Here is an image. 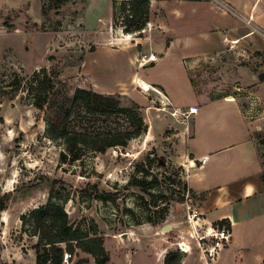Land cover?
Instances as JSON below:
<instances>
[{
  "label": "rangeland",
  "instance_id": "374dc122",
  "mask_svg": "<svg viewBox=\"0 0 264 264\" xmlns=\"http://www.w3.org/2000/svg\"><path fill=\"white\" fill-rule=\"evenodd\" d=\"M158 1L149 3L144 32L127 37L130 33L120 28V10L115 0H0V191L9 197L6 209L0 214V264L35 263L37 237L32 235L29 225L22 226L21 218L48 201L63 207L70 224L103 239L109 255L107 264H155L153 250L169 244L172 246L167 254L178 253L183 260L185 254L176 243L188 238L189 230L185 222L189 169L184 138L178 130L184 119L172 117L170 109L162 110L164 107L159 103L165 98L152 91L143 92L136 82L131 88L136 87L147 99V106L141 107L131 101L127 86L122 98L113 97L119 99L122 109L130 110L134 120L138 116L143 119L146 132L129 141L126 147L109 148L104 154L88 152L80 161L63 164L59 158L63 147L47 137L45 113L28 105L23 92L10 93L5 88L13 74L31 75L34 70L45 68L58 76L62 91L72 96L76 88L84 89L88 82L80 65L95 47L118 49L121 45H133L140 61L159 40L152 35L158 30L151 23L152 17L161 15ZM162 49L159 44L153 52L160 56ZM167 62L164 59L151 69L147 66L139 74L168 84L175 97L185 103L182 74L172 61ZM245 64L264 81V54L251 56ZM197 77L194 86L201 91L210 90L212 66L205 65ZM133 97L142 102L138 95ZM98 119L96 123L105 129L124 130L129 125L126 116L117 112ZM87 123L88 127L93 126L92 117H87ZM256 140L264 180V124ZM151 176L158 179L157 190L174 194L167 215L154 228L149 227L145 218L160 211L165 202L158 201L157 207L152 204L149 207L137 198L148 200V197L127 185L133 178L149 180ZM91 185H96L100 192L117 193L116 202L91 199ZM128 209L133 216L127 213ZM171 209L170 222L177 228L163 232V227L170 224L166 220ZM191 245V253L201 254ZM193 257L189 256L185 264H204ZM62 264H94V259L76 250Z\"/></svg>",
  "mask_w": 264,
  "mask_h": 264
},
{
  "label": "crops",
  "instance_id": "0c3cea01",
  "mask_svg": "<svg viewBox=\"0 0 264 264\" xmlns=\"http://www.w3.org/2000/svg\"><path fill=\"white\" fill-rule=\"evenodd\" d=\"M156 3L161 15L152 17L151 23L158 30L152 35L159 42L150 47L148 54H155L153 48L159 44L163 49L160 56L155 54L157 60L149 68L164 59L167 63L172 61L182 74L187 102L179 101L168 84L139 74L146 67H138L139 53L133 45H121L118 49L95 47L87 53L80 65L88 78L82 88L122 98L124 88L141 81L164 96L165 101L159 104H166L170 112L197 107V114L184 119L183 126L178 128L184 138L189 169L187 190L196 198L201 215L198 225L202 229L224 221L231 231L227 247L209 264H262L264 182L256 136L264 124V81L245 62L264 51V0ZM205 65L212 66V80L210 90L201 91L194 83ZM130 88L131 101L146 107L147 99L136 87ZM204 158L206 161L201 164ZM172 214L171 209L166 220L171 231L177 228L170 222ZM184 240L191 248V243L197 248L194 241ZM171 246L160 245L159 250H153L155 264H164ZM189 256L204 263L202 255L196 252L186 254L180 264H185Z\"/></svg>",
  "mask_w": 264,
  "mask_h": 264
},
{
  "label": "trees",
  "instance_id": "16d2710c",
  "mask_svg": "<svg viewBox=\"0 0 264 264\" xmlns=\"http://www.w3.org/2000/svg\"><path fill=\"white\" fill-rule=\"evenodd\" d=\"M117 4L126 32H139L148 23V0ZM12 77V81L5 88H8L10 93L23 92L28 105L45 113L47 137L63 147L59 155L63 164L80 161L88 152L104 154L109 148L126 147L129 141L146 132L147 127L143 119L138 116L134 120L130 110L120 107L119 99L80 88H76L73 95L68 96L62 91L58 76L45 68L34 70L31 75L13 74ZM259 79L263 81L261 77ZM1 91L4 92V87ZM110 112L124 114L129 121L128 128L119 130L100 127L96 123L99 121L98 117ZM88 116L94 121L92 127H88ZM142 172L147 176V172ZM127 185L134 186L144 193L148 200L144 197L137 198L149 207L151 204L157 207L158 201L165 202L160 211L146 216V223L153 226L164 220L170 202L174 200L172 191L167 193L157 190L159 185L156 176H151L149 180L144 177L133 178ZM90 188L93 191L91 199L111 203L117 200V193L100 192L96 185H91ZM8 200V195L0 191V214L6 209ZM145 210L149 212L147 207ZM127 213L133 216L130 209ZM21 220L22 226L29 225L32 235L37 237L34 264H62L63 253L69 252L71 257L76 250L90 255L94 264H107L109 261L103 239L90 236L87 230L70 224L67 213L58 203L48 201L45 205L31 210L28 215L22 216ZM163 263L180 264L181 256L178 253L167 254Z\"/></svg>",
  "mask_w": 264,
  "mask_h": 264
},
{
  "label": "built area",
  "instance_id": "2783aa9c",
  "mask_svg": "<svg viewBox=\"0 0 264 264\" xmlns=\"http://www.w3.org/2000/svg\"><path fill=\"white\" fill-rule=\"evenodd\" d=\"M132 0H115V2H129ZM149 3L152 0H148ZM249 24V23H248ZM120 28L122 30H125L126 26L124 25L122 18L119 21ZM148 25V23H146ZM144 32V28L140 30L139 32L135 33H130L127 34V36H131L134 34H139ZM132 37V36H131ZM121 39H124V37H121ZM121 39H118L119 41ZM157 60V56L155 54H148L147 56H143L141 60L138 62V67L139 68H145L153 63H155ZM153 92V91H152ZM164 98V96H162ZM255 100V99H254ZM168 109V106L164 104L162 108ZM198 112V108L193 106L189 107L186 111H182L180 109H175L172 112H170V115L174 118H183L187 119L190 116L196 115ZM206 159H201L200 163L203 164L205 163ZM185 209H186V215H185V222L189 228L187 231V236L189 240L195 241L197 248L200 250L203 261L205 264H209L219 253L220 251L224 250L228 243L230 242L231 239V231H230V225L224 221H220L218 223H215L209 228L202 229L198 225V221L200 220V213L197 208V201L196 198L191 195L188 190L186 191L185 194ZM194 200V203H193ZM186 243V244H185ZM181 245H184L188 248V252L186 253L184 251V247ZM177 248L179 251L183 254H189L192 251V248L190 244L185 241L181 240L176 243ZM70 259L69 254H64L63 261L65 263L68 262Z\"/></svg>",
  "mask_w": 264,
  "mask_h": 264
},
{
  "label": "bare ground",
  "instance_id": "6f19581e",
  "mask_svg": "<svg viewBox=\"0 0 264 264\" xmlns=\"http://www.w3.org/2000/svg\"><path fill=\"white\" fill-rule=\"evenodd\" d=\"M127 37H128V36H127ZM128 39H129V38H127V40H128ZM137 86H138V88H140V89H141L142 91H144V92L153 91V92H155L156 94H158L159 96H163L160 92H158L157 90L151 88L149 85L145 84L144 82L139 81V83H138ZM161 98H163V97H161ZM162 110H163V111H167V109H165V108H163ZM162 231H163V232H170V231H171V227L168 226V225H166V226L163 227ZM185 244H186V243H185ZM181 246L184 247L183 249H184V251L187 253V252H188V248H187L186 246H184V245H181Z\"/></svg>",
  "mask_w": 264,
  "mask_h": 264
},
{
  "label": "water",
  "instance_id": "95a60500",
  "mask_svg": "<svg viewBox=\"0 0 264 264\" xmlns=\"http://www.w3.org/2000/svg\"><path fill=\"white\" fill-rule=\"evenodd\" d=\"M123 236H126V235H123Z\"/></svg>",
  "mask_w": 264,
  "mask_h": 264
}]
</instances>
